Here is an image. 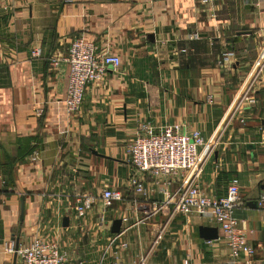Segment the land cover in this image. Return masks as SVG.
Segmentation results:
<instances>
[{"label":"crops","instance_id":"crops-1","mask_svg":"<svg viewBox=\"0 0 264 264\" xmlns=\"http://www.w3.org/2000/svg\"><path fill=\"white\" fill-rule=\"evenodd\" d=\"M80 34L122 65L90 85L80 114L68 116L67 66L46 60L65 56ZM35 47L41 57L32 59ZM226 51L233 57L220 68ZM263 53L264 0H0V264H16L6 243L26 246L34 235L58 239L71 264H103L113 237L128 245L117 254L124 264L142 256L147 264H227L222 234L208 218L170 216L159 207L164 186L146 174L139 179L152 190L147 197L129 186L125 150L140 122L198 130L205 140L220 136L200 186L218 198L238 180L234 216L255 250L254 264H264V209L255 205L264 185V72L255 104L231 118L238 89ZM104 188L124 198L107 215L125 218L118 234L110 233L111 223L100 232L103 206L81 221L72 209L75 195ZM200 227L217 228V240L201 239Z\"/></svg>","mask_w":264,"mask_h":264},{"label":"built area","instance_id":"built-area-1","mask_svg":"<svg viewBox=\"0 0 264 264\" xmlns=\"http://www.w3.org/2000/svg\"><path fill=\"white\" fill-rule=\"evenodd\" d=\"M202 1L212 5L214 0ZM189 39H194V36H189ZM30 57L40 58V48H33ZM232 57L231 51L224 52L217 62L218 66L225 68L230 64ZM46 61L52 68H58L60 64L67 66V85L63 105L68 116L80 114L85 92L90 85L101 81L109 70L119 72L122 65L118 56L112 55L107 50L99 51L95 44L82 34L72 38L65 56H51ZM255 64V72L243 83L234 99L231 118L242 116L245 108L253 106L256 102V86L264 72V53L256 58ZM36 113L39 111L36 110ZM239 122L243 123L244 119L239 117ZM219 139L220 136L217 135L205 140L200 131L186 132L178 125L154 128L148 123L140 122L134 138L126 145L125 150L133 169L128 183L135 194L147 197L152 190L144 186L139 174L150 176L155 185L164 186L161 189L164 201L160 204V208L167 209L170 216L182 215L187 218L191 214H197L208 218L222 234L221 239L228 250L227 264H254L255 250L247 241L234 216L240 201L238 180L236 178L230 180L225 195L218 198L208 196L200 186L206 159L217 148ZM37 159L38 152L33 150L29 160L35 162ZM174 180H180L179 185L170 191L168 186ZM98 199L105 210L112 209L115 204L124 200L121 192L112 188L102 189L99 196L88 193L76 195L72 205L76 219L83 220L93 210ZM257 204L259 208L264 209V185L263 191L257 198ZM102 219L103 216L99 218ZM121 221L126 220L122 218ZM161 234L162 229L154 234L153 244L158 243ZM127 248L126 243H117L116 238L113 237L109 240L103 256L109 251L113 254L111 264H124L117 254L119 250H127ZM4 250L15 257L16 264H70L68 253L62 249L60 241L56 238L34 235L28 245L15 247L10 242L5 244ZM76 264H86V262L80 260ZM137 264H147L146 256L140 257Z\"/></svg>","mask_w":264,"mask_h":264},{"label":"water","instance_id":"water-1","mask_svg":"<svg viewBox=\"0 0 264 264\" xmlns=\"http://www.w3.org/2000/svg\"><path fill=\"white\" fill-rule=\"evenodd\" d=\"M262 129L264 131V120L261 122ZM257 205V203H255ZM22 214H23V205L21 203V215L20 220H22ZM121 220L115 219L113 220L111 227H110V233L111 234H118L120 232V226H121ZM68 223L67 220H63V227H67ZM199 237L205 241H213L217 240L218 238V230L217 228H210V227H200L199 228Z\"/></svg>","mask_w":264,"mask_h":264},{"label":"rangeland","instance_id":"rangeland-1","mask_svg":"<svg viewBox=\"0 0 264 264\" xmlns=\"http://www.w3.org/2000/svg\"><path fill=\"white\" fill-rule=\"evenodd\" d=\"M243 85V84H242ZM241 85V86H242ZM240 86V87H241ZM240 87H239V89H240ZM238 89V90H239ZM233 105V104H232ZM77 195H79V194H77ZM92 195H94V196H99V195H95V194H92ZM75 197H76V195L74 196V199H75ZM74 199H73V201H74ZM97 205H100V208L102 209V203H101V201L98 199V201H97V203H96ZM95 207V206H94ZM103 209H104V207H103ZM110 213H109V210H105L104 209V211H103V214H101V216H103V219L102 220H99V219H97V221L94 219V221H96V222H98L99 223V230H100V232H102V231H104V230H106V228L104 227L107 223H109L111 220H110V218H108L107 217V215H109ZM100 216V217H101ZM99 217V218H100ZM112 224V223H111ZM113 236V235H112ZM102 241H104V240H102ZM105 242H107V241H105ZM101 244L102 245H105V243H103V242H101ZM101 253L99 252V254L98 255H100ZM104 263L103 264H105V262H106V264H108V262H112L113 261V256L111 257L110 256V252L108 251L107 253H106V255L104 256ZM100 261V260H99ZM111 262H110V264H111ZM70 264H71V262H70Z\"/></svg>","mask_w":264,"mask_h":264},{"label":"trees","instance_id":"trees-1","mask_svg":"<svg viewBox=\"0 0 264 264\" xmlns=\"http://www.w3.org/2000/svg\"><path fill=\"white\" fill-rule=\"evenodd\" d=\"M32 153V152H31Z\"/></svg>","mask_w":264,"mask_h":264}]
</instances>
